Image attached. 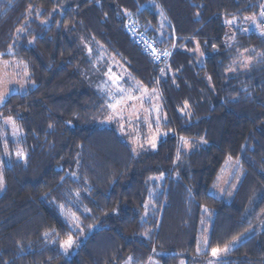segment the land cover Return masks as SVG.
Wrapping results in <instances>:
<instances>
[{"label": "trees", "instance_id": "1", "mask_svg": "<svg viewBox=\"0 0 264 264\" xmlns=\"http://www.w3.org/2000/svg\"><path fill=\"white\" fill-rule=\"evenodd\" d=\"M262 12L264 0H0V58L28 74L0 105L25 154L3 168L0 264L191 263L236 240L221 264H264V30L251 27ZM134 28L162 53L177 36L164 77ZM90 42L159 86L169 132L156 149L135 153L97 122L108 100L88 82ZM241 50L257 62L228 72ZM181 139L203 143L188 153ZM229 158L243 174L231 199L213 192ZM69 235L80 242L65 255Z\"/></svg>", "mask_w": 264, "mask_h": 264}, {"label": "rangeland", "instance_id": "2", "mask_svg": "<svg viewBox=\"0 0 264 264\" xmlns=\"http://www.w3.org/2000/svg\"><path fill=\"white\" fill-rule=\"evenodd\" d=\"M252 21L251 27L253 29L259 31L264 30V26L261 22H258L260 20L257 17H254ZM247 27L248 26L245 28ZM167 37L169 38L170 36ZM170 38H172V41L169 43L166 42L167 45L163 48H166V52L170 55L169 60L171 61L174 53V48L172 47H175L177 43V36L173 33ZM232 40L234 41L235 39L232 38ZM86 46L93 64L92 69L88 72L90 81H87L91 84H96L97 90L102 92L108 100L104 105L106 114L103 117L97 118V122L101 125H114L120 134L128 141L135 153L156 149L159 141L169 132L166 129L168 115L165 110L163 96L159 86L148 87L136 81L125 62L110 55L102 45H96L98 46V50H96L95 45L91 42L87 43ZM188 50L189 53L195 54L196 64L202 65L206 55L203 53L201 45L196 42L195 47ZM95 51H97L98 54ZM252 52V50L234 52L235 54L229 62L228 72L239 73L249 70L257 62V58ZM170 61L167 64L168 66ZM167 65L163 67V72L160 71L161 77L165 76V72H167L165 68ZM170 73H172L171 75L174 77L177 72L172 71ZM27 76L25 65L18 61L0 58V95L5 97L4 101L12 92L24 90ZM174 81L177 83V80ZM117 101H121V103L117 104ZM1 104L2 103H0V105ZM109 105L117 106L113 109L109 107ZM181 112L190 117L192 114L191 105L186 104ZM0 123L3 125L1 127L2 134L0 136L3 144V151L2 153L0 152V176L3 177L4 165L11 164L14 160L24 158L25 154L20 143L17 142L15 146H12L11 143L14 140H19V134L22 133L15 120L11 116L0 115ZM8 132L13 141L7 138ZM153 140L155 141V147H152L150 143V141ZM202 143V141L197 140H180L182 150L188 153L196 149L199 145H202ZM18 151L22 152L23 155L18 156ZM242 175L238 161L229 158L222 169L216 186L213 188V192L219 197L225 196L231 199L239 185ZM157 180L160 183L161 177H158ZM4 186L3 178V186L0 187V194L3 192ZM67 219L73 227H79L76 216L71 212H68ZM73 240V245L67 250L62 247V251L65 255H69L80 242V240H76L75 238H73ZM237 243L238 240L228 244V251ZM228 251L220 252L216 256L211 254L208 259L199 260L197 262L192 261L191 263L186 258L182 257L179 264H221V258H223ZM146 264H160V262L155 257H152Z\"/></svg>", "mask_w": 264, "mask_h": 264}, {"label": "built area", "instance_id": "3", "mask_svg": "<svg viewBox=\"0 0 264 264\" xmlns=\"http://www.w3.org/2000/svg\"><path fill=\"white\" fill-rule=\"evenodd\" d=\"M133 38L137 46H139L146 54L152 56V58H154V61L163 66L169 62L170 55H163L162 52L156 48L153 40L147 35L144 30L140 28H134ZM157 56H159L160 58L157 59Z\"/></svg>", "mask_w": 264, "mask_h": 264}, {"label": "snow or ice", "instance_id": "4", "mask_svg": "<svg viewBox=\"0 0 264 264\" xmlns=\"http://www.w3.org/2000/svg\"><path fill=\"white\" fill-rule=\"evenodd\" d=\"M261 15H264V12H262ZM227 23L231 24L232 21H227ZM162 54L165 55V56L169 55V53H167V52H164ZM156 58L159 59L160 57L157 56ZM161 71L163 72V69H161ZM115 79H119V78H115ZM119 90L120 91H123L122 89H119ZM4 99H5V97L3 95H0V103H3L4 102ZM130 99H131V97H130ZM120 103H121V101H117V104H120ZM116 106L117 105H109V107H112L113 109H115ZM150 143L152 144V147H155L156 146L154 140L153 141H150ZM17 155L20 156V155H23V153L18 151L17 152ZM2 186H3V177L0 176V187H2ZM237 239H239V238H237ZM73 243H74V240H73L72 236L69 235L67 237V239L63 242L62 247L65 248V250H67L68 248H70L73 245ZM205 243H206V241H205ZM198 251H199V249H198ZM227 251H228V246L227 245L224 248H222V249L221 248H213L212 249V255L213 256H216L220 252H227Z\"/></svg>", "mask_w": 264, "mask_h": 264}, {"label": "crops", "instance_id": "5", "mask_svg": "<svg viewBox=\"0 0 264 264\" xmlns=\"http://www.w3.org/2000/svg\"><path fill=\"white\" fill-rule=\"evenodd\" d=\"M13 61H16V60H13ZM26 67V66H25ZM28 75V74H27ZM26 86H28V76H27V78H26V82H25V86H24V88H26ZM151 259V258H150ZM149 261V260H148Z\"/></svg>", "mask_w": 264, "mask_h": 264}]
</instances>
